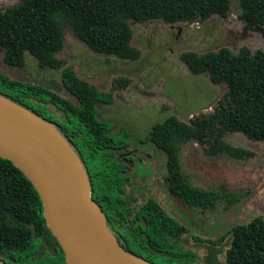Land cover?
<instances>
[{
	"label": "trees",
	"instance_id": "trees-1",
	"mask_svg": "<svg viewBox=\"0 0 264 264\" xmlns=\"http://www.w3.org/2000/svg\"><path fill=\"white\" fill-rule=\"evenodd\" d=\"M238 7L237 19L243 29L264 36V0H238ZM228 13V0H18L16 5L0 10L3 63L21 68L27 52L38 68H60V83L76 104L42 87L1 74L0 95L49 122L42 114L45 109L53 108L62 114L65 125L51 123L86 170L91 199L96 204L109 205L107 211L120 222L126 234L120 245L148 262H152L151 256H158L165 264H196L198 257L180 251L182 246L176 238L186 229L169 218L158 203L149 198L135 204L132 188L124 194L120 173L123 165L113 155L123 145L112 141L108 127L97 118L96 106L107 102L109 95L79 79L70 67L62 68V61L55 57L62 49L61 22L89 50L135 60L139 53L129 45L131 32L127 20L202 23L211 16L226 19ZM179 60L191 75L206 74L210 83L224 85V92L209 114L200 113L187 122L166 117L150 127L144 142L164 156L168 186L180 202L190 211L208 209L221 194L189 185L180 171L178 144L204 146L206 156L224 154L235 160L250 157L248 152L226 143L223 137L226 133H240L247 140L264 142V52L242 46L231 53L221 47L202 54L183 52ZM127 82L116 77L112 87L122 89ZM225 236L229 240L222 254L223 264H264V217L234 225L208 243L220 245ZM217 252L212 248L207 257L209 263L216 260ZM0 260L4 264H65L60 247L45 226L35 190L18 169L2 158Z\"/></svg>",
	"mask_w": 264,
	"mask_h": 264
},
{
	"label": "rangeland",
	"instance_id": "rangeland-1",
	"mask_svg": "<svg viewBox=\"0 0 264 264\" xmlns=\"http://www.w3.org/2000/svg\"><path fill=\"white\" fill-rule=\"evenodd\" d=\"M228 1L226 19L211 16L202 23L174 24L160 20L144 23L127 20L131 32L129 45L139 53L135 60H122L89 50L73 36L69 26L61 22L62 49L55 57L62 61V68L70 67L79 79L109 95L107 102L96 106L97 118L106 124L114 143L128 146L126 151L135 150L131 157L135 175L151 166L157 169V176L165 173L164 156L152 144L144 142L153 124L169 116L187 122L200 113L209 114L224 92V85L210 83L206 74L191 75L179 60L181 53L202 54L221 47L236 53L242 46L250 51L264 52V36L244 30L237 19L238 0ZM17 3L18 0H0V10ZM23 60L21 68L7 66L0 52V74L10 80L42 87L76 104L60 83V68H38L27 52ZM116 77L128 80L124 88L112 87ZM31 106L37 109L35 104ZM50 109L52 111L45 109L43 116L65 125L62 114ZM223 140L248 152L250 157L235 160L224 154L206 156L204 146L190 142L178 144L180 171L189 185L200 191L221 194L211 208L197 209L194 217H190L171 200H166L162 192L150 189L166 215L188 229L186 244L190 242L189 235L197 238L205 235V241H215L234 225L264 217V142L247 140L240 133H226ZM150 177L145 183L151 181ZM192 223H196L199 232ZM223 245L222 251L228 246V238ZM201 254V251L192 252V255ZM151 260L153 264H165L158 256H151ZM219 262H223L222 256ZM196 264H200L199 261Z\"/></svg>",
	"mask_w": 264,
	"mask_h": 264
},
{
	"label": "water",
	"instance_id": "water-1",
	"mask_svg": "<svg viewBox=\"0 0 264 264\" xmlns=\"http://www.w3.org/2000/svg\"><path fill=\"white\" fill-rule=\"evenodd\" d=\"M0 158L35 190L65 264H153L127 251L111 234L91 199L86 170L56 126L2 95Z\"/></svg>",
	"mask_w": 264,
	"mask_h": 264
},
{
	"label": "flooded vegetation",
	"instance_id": "flooded-vegetation-1",
	"mask_svg": "<svg viewBox=\"0 0 264 264\" xmlns=\"http://www.w3.org/2000/svg\"><path fill=\"white\" fill-rule=\"evenodd\" d=\"M126 147L128 146H125V145L121 146L119 151L116 150L113 152V155L115 157L114 159L123 165L122 169L120 170L121 177L123 179L122 180L123 181V185H122L123 192L124 194H127L129 190L132 188L133 189L132 194L134 197L133 202L135 204H141V202L149 198L155 201L156 196L154 193H151L150 189H152L154 191L162 192L161 194L164 196L166 200L167 199L171 200L173 204H176V206L178 207L180 211L184 210L186 214L190 217H194L195 211L197 209H202V208H194L192 211L188 210V208L185 205H183L178 199V197L174 195L172 191L170 190L168 183H167L165 173L163 175L157 176V169L155 170L154 168H152V166L148 168L145 172L135 175L132 172V160H131V157L134 156L135 154L134 153L135 150L132 149L131 152L126 151ZM154 171L156 172L155 175H153ZM150 176L152 177V179H150L151 181L148 183H145L147 178ZM97 204L100 206V209L102 210V212H104L106 216L105 221H106L107 228L109 229L111 234L116 238L117 242L119 244H122L124 242L126 234L124 233V230L122 229L121 224H119L120 222L115 220V218L112 215V212L107 211V208H109V205L104 204V203H97ZM110 210H111V207H110ZM182 226L185 227L184 225ZM192 226H194V228L197 229V231L199 232V228L196 225V223H192ZM187 234H188V229H186L185 233L181 234L180 236H177L176 238L179 245L182 246V250L184 253H186V255L187 254L192 255V252L194 251H201L202 252L201 255H195L198 257V261L200 264H213V263L223 264V262L222 263L219 262V257L220 256L223 257L222 255L224 251V250L222 251V249L224 248L223 241L226 238H228L229 240V236H225L223 240L221 241L220 245L216 244L215 246H211L208 243V241H213V240L206 239L205 241V238H204L205 235L204 236L202 235L199 238L189 235L188 237L190 239V242L186 244L185 238ZM212 248L217 249L218 252L215 254L216 260L209 263L207 261V257L209 256V253L212 250Z\"/></svg>",
	"mask_w": 264,
	"mask_h": 264
}]
</instances>
